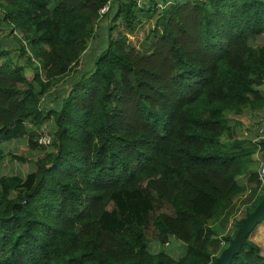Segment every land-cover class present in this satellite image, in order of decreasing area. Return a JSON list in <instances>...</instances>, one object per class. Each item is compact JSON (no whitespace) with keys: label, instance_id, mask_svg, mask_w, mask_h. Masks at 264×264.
I'll use <instances>...</instances> for the list:
<instances>
[{"label":"trees","instance_id":"16d2710c","mask_svg":"<svg viewBox=\"0 0 264 264\" xmlns=\"http://www.w3.org/2000/svg\"><path fill=\"white\" fill-rule=\"evenodd\" d=\"M108 1L2 4L0 145L26 139L44 154L26 178L0 176V264H213L234 237L214 222L259 163L233 116L264 113V0H111L106 48L58 108L43 106L79 66ZM141 19L153 24L138 49L129 34ZM5 158L0 147V168ZM257 189L237 228L264 198ZM151 227L163 247L184 244L183 257L152 253ZM231 264L264 255L251 242Z\"/></svg>","mask_w":264,"mask_h":264},{"label":"rangeland","instance_id":"374dc122","mask_svg":"<svg viewBox=\"0 0 264 264\" xmlns=\"http://www.w3.org/2000/svg\"><path fill=\"white\" fill-rule=\"evenodd\" d=\"M159 3L163 2L164 0H157ZM166 1V0H165ZM4 15H1L2 17ZM112 17V15H111ZM111 17H104L103 19L99 20L96 24L95 31L93 34V37L90 41L89 48L84 54V56L81 58L79 66L76 67L65 79H63L61 82H59L57 85H54L53 88L50 90V92L45 95L42 98V105L45 107H54L58 108V105L62 98H64L68 92L71 90V85L74 82V80L80 79L83 73H85L87 70H90L93 66L94 61L96 60V57L106 48L107 42H108V28L111 25ZM142 23L138 26L136 33L134 35L129 34V38L131 42L138 48H142V42L144 41L148 30L150 28V25L153 24L152 20L147 19H141ZM119 23L116 24L118 26ZM10 34L9 28H1L0 29V38H7ZM11 41H13L15 44H18L16 42V38L13 39V37L9 38ZM26 59H23L21 63H25ZM27 76L29 78L33 77L32 70L27 69ZM264 112V111H263ZM233 120L235 121H241L242 125L240 128H238L237 133L238 136L244 137V138H250L254 139L259 132L260 125L264 124V113H247L243 116H233ZM53 121H51V126L47 125V127H44V130H50L51 127H53ZM49 123V124H50ZM234 125V124H233ZM51 131V130H50ZM1 149L5 152V160L2 163V166L0 168V176H7V175H20L22 177H25L28 175L32 170H34V163L35 160L38 159L41 155L44 153L39 152H33L30 150L29 145L27 143L26 139H20V140H13L11 142H5L0 145ZM48 149V148H46ZM12 156H21L25 157L27 161L25 163H21L18 160H15L12 158ZM158 202L153 201V204L156 205ZM248 204L246 207L249 206L251 203L250 200L247 202ZM158 210L157 212H171V210L166 205H157ZM240 212L237 216V218L234 220V226L232 229V234L234 231H236V222L238 218L241 216ZM147 236L150 242V248L152 253H157L159 251H165L169 253L170 256H172L174 259H180L185 254V246L176 241H171L168 245L162 246L159 244L156 240V232L151 227L148 232ZM251 237V235H250Z\"/></svg>","mask_w":264,"mask_h":264},{"label":"crops","instance_id":"0c3cea01","mask_svg":"<svg viewBox=\"0 0 264 264\" xmlns=\"http://www.w3.org/2000/svg\"><path fill=\"white\" fill-rule=\"evenodd\" d=\"M251 113V112H247ZM245 113V114H247ZM253 113V112H252ZM244 114V115H245ZM257 114V113H256ZM257 170L256 167V175L250 178L249 176H241L239 177V184L243 186L244 192L241 196L237 198L232 208V213L228 214V212H224L220 218L215 220V225H220L222 227V235H227L232 232L234 226V220L237 218L238 214L242 211V209L248 204V200L253 197L254 189L258 188L259 184L257 182ZM27 176V175H26ZM23 177V178H26ZM22 177V176H21ZM250 241L256 245H258L264 255V222L260 224L251 234ZM181 243V242H180ZM184 245V244H183Z\"/></svg>","mask_w":264,"mask_h":264},{"label":"water","instance_id":"95a60500","mask_svg":"<svg viewBox=\"0 0 264 264\" xmlns=\"http://www.w3.org/2000/svg\"><path fill=\"white\" fill-rule=\"evenodd\" d=\"M263 222L264 198L252 212L247 213L239 220V227L237 228L234 237L230 240L229 245L223 249L213 264H231L233 259L241 253L244 247L251 246L250 235Z\"/></svg>","mask_w":264,"mask_h":264},{"label":"built area","instance_id":"2783aa9c","mask_svg":"<svg viewBox=\"0 0 264 264\" xmlns=\"http://www.w3.org/2000/svg\"><path fill=\"white\" fill-rule=\"evenodd\" d=\"M137 4H143L144 0H133ZM4 0H0V16L4 15V9L2 7ZM112 9V1L109 0L106 5L100 10L99 18L103 19ZM261 127L258 129L259 132L256 134L257 136L253 139V142L258 146L259 153L257 154L259 163L257 170V182L259 184L257 189V196L264 192V152L261 153V144L264 141V124L260 125ZM53 143V135L50 130H43L40 137L38 138V145L41 148H49ZM245 207L242 209V213ZM241 213V214H242ZM224 245V243L222 244Z\"/></svg>","mask_w":264,"mask_h":264}]
</instances>
